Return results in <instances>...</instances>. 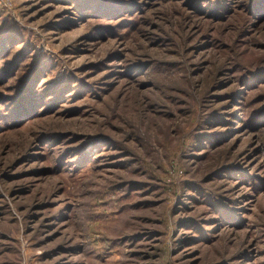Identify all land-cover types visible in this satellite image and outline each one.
Segmentation results:
<instances>
[{"label": "rangeland", "instance_id": "obj_1", "mask_svg": "<svg viewBox=\"0 0 264 264\" xmlns=\"http://www.w3.org/2000/svg\"><path fill=\"white\" fill-rule=\"evenodd\" d=\"M0 264H264V0H0Z\"/></svg>", "mask_w": 264, "mask_h": 264}]
</instances>
